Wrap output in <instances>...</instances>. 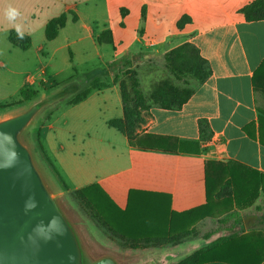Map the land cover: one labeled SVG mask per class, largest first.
Segmentation results:
<instances>
[{"label":"crops","instance_id":"1","mask_svg":"<svg viewBox=\"0 0 264 264\" xmlns=\"http://www.w3.org/2000/svg\"><path fill=\"white\" fill-rule=\"evenodd\" d=\"M253 1L0 0V106L19 101L29 87L49 104L47 92L78 77L76 58L89 59L92 45L103 68L135 50L187 41L211 68L182 107L152 106L133 139L110 125L125 115L117 82L41 114L37 143L59 194L71 198L76 224L66 216L79 240L77 223L105 248L130 251L131 242L190 230L177 245L160 246L174 250L176 264L223 237H248L260 242L264 264V19L242 12ZM9 6L21 13L27 49L9 39ZM65 14V27L48 39L47 25ZM87 187L100 199L98 218L74 195Z\"/></svg>","mask_w":264,"mask_h":264},{"label":"rangeland","instance_id":"2","mask_svg":"<svg viewBox=\"0 0 264 264\" xmlns=\"http://www.w3.org/2000/svg\"><path fill=\"white\" fill-rule=\"evenodd\" d=\"M68 16L67 14V21ZM67 34L68 32L64 33L61 38H64ZM105 41H109V39L106 38ZM186 43L188 42H182L174 47L161 45L159 48L151 50H135L133 53L118 58L114 61L112 67H110L111 64H109L107 67L103 68L98 67L101 66V61L99 57L95 55L96 50L92 45L90 46L92 56L89 59L76 58V62L79 63L78 74L76 75L78 77H75V80L71 79L63 82L64 84L56 91L47 92V99L50 101L49 104L47 101H41L42 95L38 96L37 94V96L30 101H17L9 106H0V121H3L28 110L35 104H42L32 122L22 133L21 139L31 150L34 162L60 208L65 215H69L75 224L76 218L78 217L70 210L71 205L69 203L71 198L67 193L63 195L59 194L60 188L57 185V181L40 152L37 143L38 136L36 129L38 118L58 101L65 100L70 103L76 101L93 83H104L108 85L109 83L117 82L120 86L126 84L128 90H131L133 83H135L139 91L145 96L143 100V110L141 112V117L144 119V122L141 123L139 127V129H141L147 122L150 109L155 102L171 103L179 101L184 98L188 90L193 88L197 83L195 72H193L196 55L192 48L185 45ZM59 59L61 66H63L64 57L60 56ZM68 64L69 58H67V65ZM71 65L73 66V63ZM89 70L92 71L89 79H84L83 76ZM71 73H73V71ZM67 74L68 72L63 76H67ZM260 88L261 93L264 95V83H260ZM175 89L176 93L173 92ZM45 91L47 90H44V92ZM174 94L175 96H173ZM78 224L79 223H77V225ZM77 225L76 227L80 230L79 235L81 237L80 242L84 252V258L88 264H93L95 261L105 256L114 258L120 264H173L172 262L178 259V257H172L171 254L174 250L169 249L170 247L160 248L162 245H177L178 242L165 240L159 242L147 239L142 242H137L136 248L132 247L133 245L130 244V248L134 249L133 251L118 250L116 248L110 249L100 244L92 233H90L88 226L85 225V227H80ZM190 237L189 235L188 238ZM165 257H167V261H164Z\"/></svg>","mask_w":264,"mask_h":264},{"label":"water","instance_id":"3","mask_svg":"<svg viewBox=\"0 0 264 264\" xmlns=\"http://www.w3.org/2000/svg\"><path fill=\"white\" fill-rule=\"evenodd\" d=\"M41 105L0 121L12 137H0V264H83L77 232L21 139ZM30 198L35 207H27ZM93 264L118 262L105 256Z\"/></svg>","mask_w":264,"mask_h":264},{"label":"trees","instance_id":"4","mask_svg":"<svg viewBox=\"0 0 264 264\" xmlns=\"http://www.w3.org/2000/svg\"><path fill=\"white\" fill-rule=\"evenodd\" d=\"M242 12L245 13L247 19L249 20L264 19V0L253 1L249 5L245 6L242 9ZM143 13L145 15V9ZM66 23V14L51 21L46 27L47 38L54 39L55 37H57L59 31L63 27H65ZM109 34L110 33L107 32V34L103 35V37H107V35ZM9 39L13 44L23 49H27L31 45V39L29 36L25 35L24 39H18L15 31L10 33ZM99 42H104L103 38H99ZM110 43H112L111 40ZM185 45L192 48L196 55V62L193 66V72H195V78L197 80V83L193 88H190L188 90L185 97L181 100L174 101L171 103L155 102L154 105H161L169 108L182 107V105L191 97L196 86L203 83L211 75V68L209 62L200 55L199 50L191 43H186ZM104 86H106V84L104 83H93L92 86L82 96L78 97L76 101L71 103H78L82 101L92 91L100 89ZM121 90L123 94L125 115L123 119L111 121L110 125L121 130L124 134L129 137V139H133L134 137H136L141 123L144 122V119L141 117V112L143 110V100L145 99V96L139 91L138 86L135 83H133L131 90H128L126 84H122ZM175 91L176 89L173 92L176 93ZM37 94V89L32 87L25 88L20 93L21 98L19 101H30L35 96H37ZM173 96H175V94ZM94 188L95 187L84 188L82 190L76 191L74 195L77 198L81 199L83 207L93 210L94 217L98 218L100 212L97 208V205H100V199L96 197L93 191ZM94 201L96 203L95 205L93 204ZM191 233L192 232L190 230H185L182 234L179 235L172 234L171 238H167L165 241L180 243L182 239L189 236ZM232 238L233 237H223L220 240L215 241L211 246L199 249L191 255L181 259L176 264H201L212 260L226 261L231 264H260L261 257L260 254H258V245L260 242L258 240L253 242L252 240L248 241V237L240 239ZM144 240L145 239L141 240L140 242ZM131 245H133L132 247L134 248L137 247L136 242H131ZM219 245L221 246L220 249L217 248V246ZM83 264H88L84 257Z\"/></svg>","mask_w":264,"mask_h":264},{"label":"clouds","instance_id":"5","mask_svg":"<svg viewBox=\"0 0 264 264\" xmlns=\"http://www.w3.org/2000/svg\"><path fill=\"white\" fill-rule=\"evenodd\" d=\"M4 15L6 17V19L13 24L14 28H15V32L17 35L18 39H24L25 33L22 29V25L20 23H18V18L20 17L21 13L19 11V9H17L16 7L13 6H9L5 9ZM0 137H7V139L9 141L12 140L11 134L10 133H4V132H0ZM16 159H18V157H16ZM15 162V160L13 161V163ZM4 166H11V165H4ZM30 200L32 201L31 203H29L27 205L28 208L31 207H35V201L34 198H30Z\"/></svg>","mask_w":264,"mask_h":264}]
</instances>
